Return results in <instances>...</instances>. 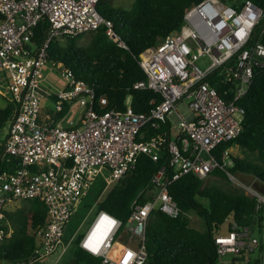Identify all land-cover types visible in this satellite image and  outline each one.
<instances>
[{
  "label": "built area",
  "instance_id": "obj_1",
  "mask_svg": "<svg viewBox=\"0 0 264 264\" xmlns=\"http://www.w3.org/2000/svg\"><path fill=\"white\" fill-rule=\"evenodd\" d=\"M99 3L0 0V86L9 91L15 104L4 153L18 159L20 166L13 172L0 169V242L11 238L15 230L7 216L9 204L38 198L48 206L35 253L18 264H39L54 254L95 177L107 172L110 189L135 167L141 154L159 160L168 152L172 170L163 165L152 177L150 197L133 203L128 230L137 240L135 248L120 254L116 240L123 220L107 210L97 211L80 245L101 257L102 264H145L151 215L156 208L175 217L182 213L170 187L187 173L205 179L221 168L257 198L258 209L264 207V190L248 186L230 170L234 164L231 148H225L221 158L215 153L219 145L241 133L246 112L243 100L255 82L257 68L264 67V3L200 0L187 7L182 25L140 54L146 78L135 87L161 95L150 101L152 106L145 112L136 111L131 102L123 109L109 108L108 96H97L94 84L77 78L62 62L50 60L51 44L59 37L103 26L111 39L127 46ZM43 20L49 28L38 43L36 35ZM49 62L53 68L60 67L71 84L57 92L58 109L65 101L78 100L84 107L79 123L72 120L63 126L39 121L43 96L38 85ZM184 100L192 113L179 114L180 132L168 139L167 131L158 130ZM148 127L156 133L148 135ZM231 221L227 233L215 236L221 259L228 253L252 256L258 252L264 264V226L260 231Z\"/></svg>",
  "mask_w": 264,
  "mask_h": 264
},
{
  "label": "trees",
  "instance_id": "obj_2",
  "mask_svg": "<svg viewBox=\"0 0 264 264\" xmlns=\"http://www.w3.org/2000/svg\"><path fill=\"white\" fill-rule=\"evenodd\" d=\"M198 1L134 0L131 7H119L113 5L111 0H100V11L114 21L116 30L127 46H121L111 39L103 26L91 31L88 45L79 42L83 34L66 36L64 40L56 39L50 47V60L62 62L77 78L94 84L97 96H108L109 108H125L130 97L136 111H149L152 106L150 101L154 97L161 99V95L151 89L135 87L138 81L146 78L140 64V54L160 44L168 34L179 28L187 7ZM227 1L233 4L238 2ZM254 1L259 5L264 3V0ZM48 28L49 22L41 21L36 35L38 43L45 38ZM243 103L246 112L241 133L219 145L215 153L221 158L225 148L234 146L231 150L234 164L230 170L257 177V184L264 185V67L257 68L255 82ZM68 106L69 102L65 101L61 116L66 113ZM14 110L13 102L0 110V128L10 121ZM146 130L148 135L156 133L150 127ZM158 131H167V138H172L169 118ZM163 165L172 170L168 152H164L159 160L149 155H139L135 167L107 189L98 201L97 211L107 210L124 222L117 236V246L123 230L128 229L135 199L144 202L150 197L154 190L152 177ZM19 167V160L13 156L0 162L1 170L13 172ZM213 173L229 178L221 168ZM170 192L183 211L176 217L160 208L153 211L147 227L148 259L145 264H223L215 236L227 221L231 225V220H235L240 225L260 231L264 226V207L258 209L257 198L242 189H228L217 182L206 184L205 179L190 172L176 180ZM27 201L28 204L18 212H7L15 230L11 238L0 242V264H18L32 256L37 249L38 231L46 223L48 206L38 198ZM191 212L206 219V229L192 225ZM128 233L131 234L129 230ZM80 240L81 236L76 241L75 255L67 264H102V258L83 248ZM44 260L39 264H43ZM236 261L262 264V256L258 254L252 257L243 252L233 258L231 264Z\"/></svg>",
  "mask_w": 264,
  "mask_h": 264
},
{
  "label": "rangeland",
  "instance_id": "obj_3",
  "mask_svg": "<svg viewBox=\"0 0 264 264\" xmlns=\"http://www.w3.org/2000/svg\"><path fill=\"white\" fill-rule=\"evenodd\" d=\"M113 5L119 7H131L133 5L134 0H111ZM91 31L86 32L80 38L79 42L82 45H88L91 40ZM66 36H61L58 40H64ZM201 66H206V62L204 60H200L198 62ZM52 63L49 62L48 65L44 66V80H42V84L46 87H51L52 89H56L65 85L68 82L67 76L63 73L60 67H52ZM6 98L0 95V105H6ZM42 107L45 109L52 108L55 110V104L53 103L51 98H46L42 100ZM192 113V110L186 100L182 101L177 108V112L171 113L169 115V119L172 124V136L176 138L180 132L181 127V117L179 114L183 116H188ZM9 122L2 127V131L9 130ZM239 178L243 183H246L248 186H254L264 190V185L257 184V179L251 175H243L238 174ZM107 172H103L102 174L95 177L92 182V185L87 191L82 199L79 201L75 212L71 216L70 220L66 225V231L64 234V242L60 245L59 249L52 255L48 256L44 260V264H67L74 257L77 244V239L81 236V234L85 233V231L89 227V221H92L97 210H98V201L102 197L103 193L107 189ZM212 182H217L221 186L228 189H242L246 193L248 190L244 187L240 182H234L230 178L222 177L220 175L212 173L210 176L205 178V183L210 184ZM249 194V193H248ZM28 204V201H17L11 203L7 206V212L13 213L18 212L21 207H24ZM191 223L200 229L207 228L206 219L198 215L196 212L190 213ZM229 229V221H227L219 230V233L225 234ZM129 237L128 229L123 230V233L120 235L117 244V249L121 247V243H125L126 238ZM121 249V248H120ZM119 249V250H120ZM121 251V250H120ZM259 253L255 252L252 254V257H256ZM235 253H228L223 256V264H231V261L235 257H239ZM235 264H244L242 261H236Z\"/></svg>",
  "mask_w": 264,
  "mask_h": 264
},
{
  "label": "crops",
  "instance_id": "obj_4",
  "mask_svg": "<svg viewBox=\"0 0 264 264\" xmlns=\"http://www.w3.org/2000/svg\"><path fill=\"white\" fill-rule=\"evenodd\" d=\"M51 69H52V66H51ZM44 78L42 80H44ZM42 80L40 81V83L38 85V89L41 92L43 99H46V98L52 99L53 103L55 104V110H53L52 108L45 109V107L44 108L42 107V110H41L40 115H39L40 123L45 124V123L54 122L56 124H62L63 126H69V123L72 120L75 123H79L82 120L83 115H84V107L78 100H68V102H69L68 109H67L66 113L62 116L60 115L61 110L58 109V105H57V102H58L57 92L61 89L69 88L70 82L68 81L62 87L52 89L51 87L44 86L42 84ZM0 95L5 97L7 100L5 106L0 105V110H1V109L5 108L9 102H13V101L11 99V95H10L9 91L7 89H5L4 87H1V86H0ZM128 102H131L130 97L127 101V104H128ZM109 104H110V102H109ZM10 121H11V119H10ZM10 121H9V126H10ZM8 134H9V130L5 132V131H2V128H0V162L2 160L7 159V155L4 153V144H5V141L8 137ZM172 138H173V136H172ZM234 148L235 147L233 146L231 148V150ZM89 223H91V221ZM65 231H66V227H65ZM83 235H84V233L81 234V238ZM120 245H121L120 254H124L128 249H133L136 247L137 240L132 238L131 234H130L129 237L126 238L125 243L120 242Z\"/></svg>",
  "mask_w": 264,
  "mask_h": 264
}]
</instances>
